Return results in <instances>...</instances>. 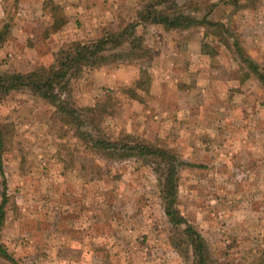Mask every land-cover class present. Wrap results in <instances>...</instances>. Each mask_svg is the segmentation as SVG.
<instances>
[{
  "label": "rangeland",
  "instance_id": "obj_1",
  "mask_svg": "<svg viewBox=\"0 0 264 264\" xmlns=\"http://www.w3.org/2000/svg\"><path fill=\"white\" fill-rule=\"evenodd\" d=\"M149 1L80 0L69 23L59 0H46L42 11L26 13L25 26L18 0H6L11 28L0 70L27 72L72 42L126 29L127 39H137L133 51L124 44L113 52L121 58L83 70L72 82L75 106L104 103L108 137L129 135L179 157L178 209L213 264H264V86L231 44L205 27L166 31L140 22ZM229 1L177 6L225 22L241 52L264 69V0L246 10ZM53 6L66 24L55 33ZM0 122L7 137L0 203L8 197L1 243L19 264H192L190 253L173 247L149 165L110 164L93 154L27 90L0 99Z\"/></svg>",
  "mask_w": 264,
  "mask_h": 264
},
{
  "label": "trees",
  "instance_id": "obj_2",
  "mask_svg": "<svg viewBox=\"0 0 264 264\" xmlns=\"http://www.w3.org/2000/svg\"><path fill=\"white\" fill-rule=\"evenodd\" d=\"M259 0H230L233 10L251 9ZM48 5V4H47ZM249 6V7H248ZM53 12L51 30L59 31L65 24L58 7H51ZM6 14V9H4ZM140 22L162 26L166 31L188 30L193 27H205L217 38L231 44L238 52L241 61L247 63L250 73L264 86V69L260 68L249 56L241 52L237 39H233L227 24L223 21H211L208 16L196 17L186 13L177 6V0H151L138 13ZM130 26V31H133ZM9 17L0 26V49L7 42L10 34ZM132 35V32H131ZM125 36V37H124ZM133 36V35H132ZM126 29L118 34H109L96 41L72 42L67 47L54 54L48 65H40L27 72H3L0 70V99L11 93L27 90L31 95L39 98L54 108L60 122L73 130L74 137L93 154L103 157L108 163L114 164L129 159H137L149 165L157 176L158 194L164 215L172 226L174 238L173 247L180 250L183 256H189L192 264H213L209 248L202 235L188 223L178 209V175L183 163L170 149L156 144L135 141L129 135L111 139L103 129L101 123L110 116L104 103H97L93 107H76L72 97V82L85 69H96L106 63L121 58L120 53H113L115 49L128 44L132 47L137 39H127ZM230 39L232 41H230ZM135 93L131 98L135 99ZM7 142L6 131L0 122V175L2 172V155ZM8 197L2 195L0 203V258L19 264L1 243V231L5 222V206Z\"/></svg>",
  "mask_w": 264,
  "mask_h": 264
},
{
  "label": "crops",
  "instance_id": "obj_3",
  "mask_svg": "<svg viewBox=\"0 0 264 264\" xmlns=\"http://www.w3.org/2000/svg\"><path fill=\"white\" fill-rule=\"evenodd\" d=\"M6 0H0V21L2 19H4V2ZM46 0H18V16L20 17L21 15V18H20V23L23 25L26 26V24H28L29 20L27 18H25V15L26 13H28V17H30V12H32L33 10H36V9H39L40 11H42L43 9V4L45 3ZM57 2V0H55ZM84 2H89L86 1V0H82L81 3H84ZM92 3V2H91ZM59 4L62 6L63 5V9H65V15L67 17L70 16V22H72V11L75 12V10H77V7L79 5H82L80 4V0H59ZM91 7H94L93 4L90 5ZM68 10H71L70 12H68ZM42 15H43V12H42ZM24 16V17H23ZM51 21H52V18L50 17ZM66 23H67V20H66ZM52 24V23H50ZM66 25V24H65ZM20 41V39H19Z\"/></svg>",
  "mask_w": 264,
  "mask_h": 264
}]
</instances>
